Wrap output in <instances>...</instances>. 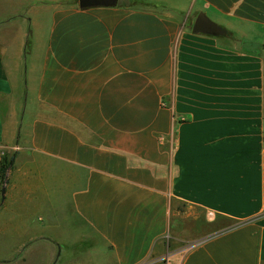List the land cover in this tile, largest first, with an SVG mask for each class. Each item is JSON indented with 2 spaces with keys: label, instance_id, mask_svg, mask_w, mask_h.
<instances>
[{
  "label": "crops",
  "instance_id": "0c3cea01",
  "mask_svg": "<svg viewBox=\"0 0 264 264\" xmlns=\"http://www.w3.org/2000/svg\"><path fill=\"white\" fill-rule=\"evenodd\" d=\"M134 1L0 0V264H264V0Z\"/></svg>",
  "mask_w": 264,
  "mask_h": 264
},
{
  "label": "water",
  "instance_id": "95a60500",
  "mask_svg": "<svg viewBox=\"0 0 264 264\" xmlns=\"http://www.w3.org/2000/svg\"><path fill=\"white\" fill-rule=\"evenodd\" d=\"M78 7L86 9L90 7H112L116 6L118 0H77ZM191 30L194 33H202L211 36H223L227 34V30L221 25L211 20L203 11H199L192 23ZM4 188L1 195L4 196Z\"/></svg>",
  "mask_w": 264,
  "mask_h": 264
},
{
  "label": "trees",
  "instance_id": "16d2710c",
  "mask_svg": "<svg viewBox=\"0 0 264 264\" xmlns=\"http://www.w3.org/2000/svg\"><path fill=\"white\" fill-rule=\"evenodd\" d=\"M11 162V158L3 155L0 161V169L2 171V175L4 174L5 170L7 169V167L9 166Z\"/></svg>",
  "mask_w": 264,
  "mask_h": 264
},
{
  "label": "rangeland",
  "instance_id": "374dc122",
  "mask_svg": "<svg viewBox=\"0 0 264 264\" xmlns=\"http://www.w3.org/2000/svg\"><path fill=\"white\" fill-rule=\"evenodd\" d=\"M131 2L134 3L135 1H134V0H131ZM136 5H139V1H137ZM1 6L4 7V5H1V3H0V7H1ZM1 15H2V14H0V16H1ZM188 22H191V19H189ZM263 41H264V40H263ZM259 43H260V42H257V46H258L257 48H260ZM237 45H238V44H237Z\"/></svg>",
  "mask_w": 264,
  "mask_h": 264
}]
</instances>
